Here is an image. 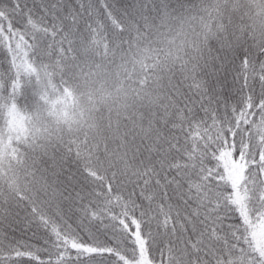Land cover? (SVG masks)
<instances>
[{
	"label": "trees",
	"instance_id": "obj_1",
	"mask_svg": "<svg viewBox=\"0 0 264 264\" xmlns=\"http://www.w3.org/2000/svg\"><path fill=\"white\" fill-rule=\"evenodd\" d=\"M258 219L264 0H0V264H264Z\"/></svg>",
	"mask_w": 264,
	"mask_h": 264
},
{
	"label": "rangeland",
	"instance_id": "obj_2",
	"mask_svg": "<svg viewBox=\"0 0 264 264\" xmlns=\"http://www.w3.org/2000/svg\"><path fill=\"white\" fill-rule=\"evenodd\" d=\"M25 62V61H24ZM27 63V60L24 64ZM29 65V64H28ZM33 71V69H32ZM23 116L19 113L12 111L9 114L6 122V129L8 130V138L16 139L20 134L24 133L25 126ZM4 139V138H3ZM253 233L255 236L256 243L262 248L264 253V221L258 219L253 225Z\"/></svg>",
	"mask_w": 264,
	"mask_h": 264
}]
</instances>
